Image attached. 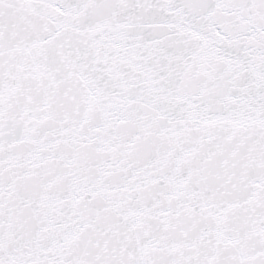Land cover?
<instances>
[{
	"label": "snow or ice",
	"instance_id": "snow-or-ice-1",
	"mask_svg": "<svg viewBox=\"0 0 264 264\" xmlns=\"http://www.w3.org/2000/svg\"><path fill=\"white\" fill-rule=\"evenodd\" d=\"M0 264H264V0H0Z\"/></svg>",
	"mask_w": 264,
	"mask_h": 264
}]
</instances>
